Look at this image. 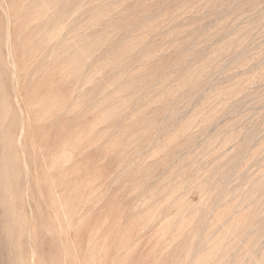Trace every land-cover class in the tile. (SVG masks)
Masks as SVG:
<instances>
[{
    "label": "rangeland",
    "instance_id": "rangeland-1",
    "mask_svg": "<svg viewBox=\"0 0 264 264\" xmlns=\"http://www.w3.org/2000/svg\"><path fill=\"white\" fill-rule=\"evenodd\" d=\"M0 264H264V0H0Z\"/></svg>",
    "mask_w": 264,
    "mask_h": 264
}]
</instances>
